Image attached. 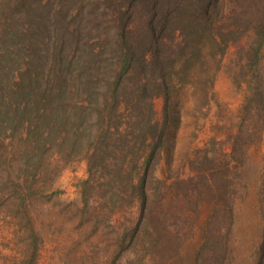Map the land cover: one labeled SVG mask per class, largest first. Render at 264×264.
Returning a JSON list of instances; mask_svg holds the SVG:
<instances>
[{
    "label": "trees",
    "instance_id": "16d2710c",
    "mask_svg": "<svg viewBox=\"0 0 264 264\" xmlns=\"http://www.w3.org/2000/svg\"><path fill=\"white\" fill-rule=\"evenodd\" d=\"M116 1L0 0L2 145L33 140L44 149L55 140V157L85 160L81 211L98 210L116 231L104 264H264V173L258 237L240 260L234 244L240 171L250 147L264 141V0ZM106 11L110 19H102ZM229 46L231 83L246 92L236 123L224 139L195 148L188 173L167 183L158 176L165 133L152 100L163 98L167 116L174 77L193 65L179 63L185 50L219 61ZM101 70L110 75L102 84L94 80ZM80 95L87 106L75 104ZM203 97L207 103L206 91Z\"/></svg>",
    "mask_w": 264,
    "mask_h": 264
},
{
    "label": "rangeland",
    "instance_id": "374dc122",
    "mask_svg": "<svg viewBox=\"0 0 264 264\" xmlns=\"http://www.w3.org/2000/svg\"><path fill=\"white\" fill-rule=\"evenodd\" d=\"M119 1L116 5L120 4ZM77 7L78 3L69 7L71 21ZM91 8L93 16L96 9ZM101 17L110 19L111 15L106 11ZM20 24L27 27L26 22ZM39 49L44 55L54 52L51 49L41 52L43 47ZM233 50L229 46L219 61L217 54L209 57L203 51L192 57L185 50L178 57L179 63L190 58L193 65L184 75L174 77L167 116L163 98L152 100L155 120L165 133L166 155L161 164L165 172L158 173V176L168 178L167 183L176 175L184 177L188 173L187 160L195 148L203 147L211 137L224 139L236 123L246 92L243 85L241 89L233 87L227 72ZM101 64L103 62L100 67ZM262 64L264 68V46ZM102 70V75L94 78L101 84L109 75L108 72L104 75ZM209 78L213 79L211 87H208ZM83 97H77L75 104L87 106ZM119 121L124 124L127 119L117 118L113 122ZM4 140L0 133V264H104L115 248L116 231L112 224L102 223V214L98 210L90 208L85 214L81 211L79 184L87 178L85 160L78 154L68 156L66 161L64 157H55L53 152L58 143L55 140L47 141L44 149L42 143L34 146L33 140L18 141L15 146L7 142L2 145ZM26 146L29 153L23 152ZM27 155L30 161L25 166ZM263 173L264 141L259 146L250 147L236 187L234 244L238 260L248 254V246L258 237L257 196L262 192ZM27 179L29 190L22 185ZM14 182L21 184V190L13 187ZM95 183L92 180L90 185L95 187ZM54 191L60 193L47 198ZM120 216L116 213L110 218L114 221Z\"/></svg>",
    "mask_w": 264,
    "mask_h": 264
}]
</instances>
